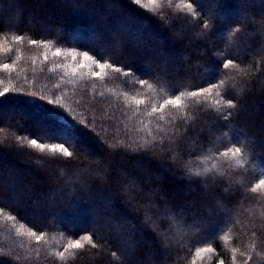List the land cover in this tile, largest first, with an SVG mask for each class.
<instances>
[{
	"label": "trees",
	"instance_id": "trees-1",
	"mask_svg": "<svg viewBox=\"0 0 264 264\" xmlns=\"http://www.w3.org/2000/svg\"><path fill=\"white\" fill-rule=\"evenodd\" d=\"M0 264H264V0H0Z\"/></svg>",
	"mask_w": 264,
	"mask_h": 264
},
{
	"label": "rangeland",
	"instance_id": "rangeland-1",
	"mask_svg": "<svg viewBox=\"0 0 264 264\" xmlns=\"http://www.w3.org/2000/svg\"><path fill=\"white\" fill-rule=\"evenodd\" d=\"M145 2H146L147 4H149V2H150V3H154V0H145Z\"/></svg>",
	"mask_w": 264,
	"mask_h": 264
},
{
	"label": "snow or ice",
	"instance_id": "snow-or-ice-1",
	"mask_svg": "<svg viewBox=\"0 0 264 264\" xmlns=\"http://www.w3.org/2000/svg\"><path fill=\"white\" fill-rule=\"evenodd\" d=\"M33 143H35V142L33 141Z\"/></svg>",
	"mask_w": 264,
	"mask_h": 264
}]
</instances>
